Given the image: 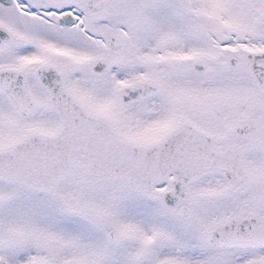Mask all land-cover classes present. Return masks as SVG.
<instances>
[{
    "label": "snow or ice",
    "instance_id": "1",
    "mask_svg": "<svg viewBox=\"0 0 264 264\" xmlns=\"http://www.w3.org/2000/svg\"><path fill=\"white\" fill-rule=\"evenodd\" d=\"M0 264H264V0H0Z\"/></svg>",
    "mask_w": 264,
    "mask_h": 264
}]
</instances>
